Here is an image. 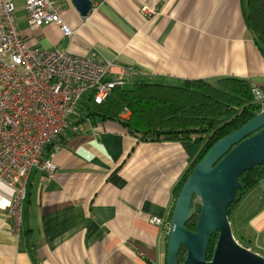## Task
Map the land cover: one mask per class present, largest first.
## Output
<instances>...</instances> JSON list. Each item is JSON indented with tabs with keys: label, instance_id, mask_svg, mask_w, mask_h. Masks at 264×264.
I'll list each match as a JSON object with an SVG mask.
<instances>
[{
	"label": "crops",
	"instance_id": "0c3cea01",
	"mask_svg": "<svg viewBox=\"0 0 264 264\" xmlns=\"http://www.w3.org/2000/svg\"><path fill=\"white\" fill-rule=\"evenodd\" d=\"M53 1L71 37L55 25L30 26L24 1L15 2L16 29L32 47L117 58L141 71L131 82L179 87L237 77L264 90V57L241 0H93L87 18L72 0ZM73 117L81 126L45 150L54 177L30 175L19 232L9 216L14 192L0 182L9 202L0 206V264H165L170 229L151 221L171 224L175 188L201 146L139 142L117 122ZM229 220L236 240L264 257V181Z\"/></svg>",
	"mask_w": 264,
	"mask_h": 264
},
{
	"label": "built area",
	"instance_id": "2783aa9c",
	"mask_svg": "<svg viewBox=\"0 0 264 264\" xmlns=\"http://www.w3.org/2000/svg\"><path fill=\"white\" fill-rule=\"evenodd\" d=\"M23 1L30 26L55 25L65 37L73 35L53 0ZM15 2L0 0V182L14 192L9 216L19 232L30 175L39 170L54 177L57 165L45 158V150L69 128L80 101L91 94L102 104L141 71L117 58L101 60L96 54L76 56L30 46L16 29ZM143 11L155 13L147 7ZM254 93L264 106V90L256 88ZM129 114L126 109L122 116ZM151 222L171 227L159 218Z\"/></svg>",
	"mask_w": 264,
	"mask_h": 264
},
{
	"label": "trees",
	"instance_id": "16d2710c",
	"mask_svg": "<svg viewBox=\"0 0 264 264\" xmlns=\"http://www.w3.org/2000/svg\"><path fill=\"white\" fill-rule=\"evenodd\" d=\"M241 3L247 29L264 57V0H241ZM255 89L250 81L237 77L221 78L214 83L186 81L179 87L135 80L132 89L118 87L102 104H97L91 94L86 95L78 105L76 116L117 122L139 142H164L170 137L172 141L201 146L198 157L175 188L176 200L196 165L211 148L264 110L263 104L256 101ZM126 109L130 115L125 119L122 115ZM263 181L264 163L240 178L242 188L229 209V217L237 204ZM173 209L174 206L170 220ZM197 220L196 215L189 220V231H195ZM217 241L215 233L209 243L208 261L213 258ZM165 242L167 264L168 237ZM186 256L187 251L182 248L179 264H183Z\"/></svg>",
	"mask_w": 264,
	"mask_h": 264
},
{
	"label": "water",
	"instance_id": "95a60500",
	"mask_svg": "<svg viewBox=\"0 0 264 264\" xmlns=\"http://www.w3.org/2000/svg\"><path fill=\"white\" fill-rule=\"evenodd\" d=\"M83 18L93 9V0H72ZM166 140H171L170 137ZM264 163V110L233 134L219 140L196 165L175 200L168 234L167 264H264V257L241 245L233 235L229 209L242 185L240 178ZM197 216L194 232L187 229ZM217 233L212 260L209 243Z\"/></svg>",
	"mask_w": 264,
	"mask_h": 264
},
{
	"label": "rangeland",
	"instance_id": "374dc122",
	"mask_svg": "<svg viewBox=\"0 0 264 264\" xmlns=\"http://www.w3.org/2000/svg\"><path fill=\"white\" fill-rule=\"evenodd\" d=\"M132 86H133V82L130 81V82L127 83L126 88H127V89H132ZM85 117H86V116H85ZM85 117H84V118H85ZM76 119H77V117H71V118H69V125H70L69 128H73V127H75V126H81V124H77V123H76ZM78 120H79V119H78ZM72 124H75V126L72 127V126H71Z\"/></svg>",
	"mask_w": 264,
	"mask_h": 264
},
{
	"label": "clouds",
	"instance_id": "9594fccd",
	"mask_svg": "<svg viewBox=\"0 0 264 264\" xmlns=\"http://www.w3.org/2000/svg\"><path fill=\"white\" fill-rule=\"evenodd\" d=\"M7 203H9V202L8 201H4L2 198H0V206H4Z\"/></svg>",
	"mask_w": 264,
	"mask_h": 264
}]
</instances>
